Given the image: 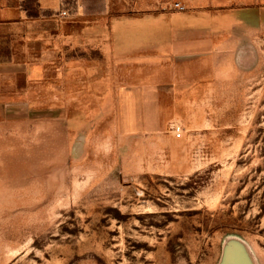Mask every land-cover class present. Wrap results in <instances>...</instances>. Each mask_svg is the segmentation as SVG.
<instances>
[{
  "label": "rangeland",
  "instance_id": "374dc122",
  "mask_svg": "<svg viewBox=\"0 0 264 264\" xmlns=\"http://www.w3.org/2000/svg\"><path fill=\"white\" fill-rule=\"evenodd\" d=\"M262 1L189 83L160 84L156 54L133 100L17 78L0 98V264H264Z\"/></svg>",
  "mask_w": 264,
  "mask_h": 264
},
{
  "label": "crops",
  "instance_id": "0c3cea01",
  "mask_svg": "<svg viewBox=\"0 0 264 264\" xmlns=\"http://www.w3.org/2000/svg\"><path fill=\"white\" fill-rule=\"evenodd\" d=\"M173 2L185 10L168 9ZM25 3L0 0V98L17 91L24 75L30 85L45 81L52 87L62 76L70 91L106 92L112 101L122 84L121 93L133 100L128 86H134L136 64L145 68L152 54L164 69L160 84L173 83L171 77L189 83L223 38L246 28L248 13H263L246 9L262 0H98V8L92 0H36L35 17ZM64 4L77 9L70 12ZM63 11L68 19L60 17Z\"/></svg>",
  "mask_w": 264,
  "mask_h": 264
},
{
  "label": "trees",
  "instance_id": "16d2710c",
  "mask_svg": "<svg viewBox=\"0 0 264 264\" xmlns=\"http://www.w3.org/2000/svg\"><path fill=\"white\" fill-rule=\"evenodd\" d=\"M36 3V0H26V3L24 4V8H26L28 10V14L32 15V16H38V13L34 12V5ZM94 7L98 8L97 5H94ZM64 9L70 11V12H75L77 7L76 4H72L67 6L66 4H64ZM30 11H33V13H30Z\"/></svg>",
  "mask_w": 264,
  "mask_h": 264
},
{
  "label": "built area",
  "instance_id": "2783aa9c",
  "mask_svg": "<svg viewBox=\"0 0 264 264\" xmlns=\"http://www.w3.org/2000/svg\"><path fill=\"white\" fill-rule=\"evenodd\" d=\"M175 7H176L177 9H183L179 4H177ZM60 17H61L62 19H68V18H69V14H68L67 12L63 11V12L60 13ZM175 133L177 134L178 137H181V128L178 127V128L175 130Z\"/></svg>",
  "mask_w": 264,
  "mask_h": 264
}]
</instances>
